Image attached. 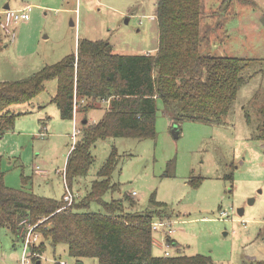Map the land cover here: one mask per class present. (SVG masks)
I'll use <instances>...</instances> for the list:
<instances>
[{
	"label": "rangeland",
	"instance_id": "1",
	"mask_svg": "<svg viewBox=\"0 0 264 264\" xmlns=\"http://www.w3.org/2000/svg\"><path fill=\"white\" fill-rule=\"evenodd\" d=\"M157 2L0 0V21L6 5L13 10L33 7L30 19L17 26L14 42L0 27V80L15 83L32 77L76 53L83 40L107 42L119 55L135 56L151 50L155 56L160 35ZM202 5V54L244 59L251 64L245 72L248 82L221 122H182L180 137L176 138L169 115L159 102L154 139L109 138L97 142L88 175L67 185L66 166L82 134L74 138V122L62 120L53 102L58 81L49 80L33 101L35 108L14 105L9 109L16 115L13 134L0 146V169L5 173L6 186L47 198L61 199L68 191L76 199L85 198L116 149L120 166L112 180L121 189L104 200L110 202L135 192L137 206L133 210L144 212L153 208L154 197L165 204L168 214L178 217L174 231L164 238L171 255H202L214 264H241L246 245L264 226V143L256 138L264 105V0H202ZM72 21L75 27H71ZM95 110L91 115L80 110L75 130H81L85 119L101 122L106 108ZM23 112L30 114L17 116ZM45 123L47 130L42 126ZM36 168L43 173L36 174ZM231 174L233 181L227 180ZM240 209H244L242 217ZM91 210L103 211L98 204ZM161 232L154 233L156 257H165L158 240ZM35 235L31 239L38 246L43 237L39 232ZM28 236L17 241L7 229L0 228V264H22ZM167 237L178 242L179 248ZM35 259L39 260H32V264H54V260L99 264L94 258H72L66 245L53 248L47 244L45 253Z\"/></svg>",
	"mask_w": 264,
	"mask_h": 264
},
{
	"label": "trees",
	"instance_id": "2",
	"mask_svg": "<svg viewBox=\"0 0 264 264\" xmlns=\"http://www.w3.org/2000/svg\"><path fill=\"white\" fill-rule=\"evenodd\" d=\"M156 16L160 35L155 56L119 55L107 42L83 40L77 53L32 77L15 83L0 80V138L14 129L16 115L9 109L31 103L44 91L46 82L54 79L59 88L53 102L63 120L74 119L76 98L92 102L87 110L93 102L110 100L103 120L84 126L66 166L67 185L88 175L97 142L154 139L159 102L179 133L180 123L185 121L221 122L248 82L245 72L250 62L202 54V0H158ZM260 114L262 123L256 138L264 142V105ZM120 158L114 149L88 195L63 211L67 205L64 196L58 200L9 188L0 169V228L7 229L17 241L25 239L30 226L35 234L41 233L40 244L30 249L36 263L39 259L35 258L50 244L53 248L66 245L69 255L78 261L94 258L99 264H214L202 255L154 256L153 224L170 221L165 204L154 197L153 208L144 212L133 210L137 203L128 195L104 200L109 193H120V184L112 180ZM1 164L2 156L0 168ZM233 176L227 180L233 181ZM93 204L103 211H92Z\"/></svg>",
	"mask_w": 264,
	"mask_h": 264
},
{
	"label": "crops",
	"instance_id": "3",
	"mask_svg": "<svg viewBox=\"0 0 264 264\" xmlns=\"http://www.w3.org/2000/svg\"><path fill=\"white\" fill-rule=\"evenodd\" d=\"M158 1V0H157ZM158 3V2H157ZM7 6V5H6ZM5 6V7H6ZM5 7H4V11H5ZM26 6H24V7H22V8H20V9H23V8H25ZM11 9V8H10ZM20 9H14V10H20ZM4 11H2L1 12V14L3 15V12ZM4 16V15H3ZM156 19H157V16H156ZM73 22V21H72ZM71 25V24H70ZM71 27H75V23H74V26H72L71 25ZM158 48H159V46H158ZM158 48H157V51H158ZM77 50H78V48H77ZM77 50H76V53H77ZM151 50H147V51H144V52H142L141 54H138V55H151V56H154L151 52H150ZM75 54V53H74ZM77 99L78 98H76V100H75V110H74V119L73 120H70L69 122H71V123H67V124H72L73 122H74V131H75V128L77 129V120H78V115H79V111L81 110V113L83 114L84 113V115H91V113L93 112V111H96L95 109L96 108H103V107H105L106 108V112H105V114L104 115H106L107 114V112L109 111V109H110V100H103V101H97V102H93L94 104H93V106H92V108L91 109H89V110H87V108H85L86 106H88L89 104H91L92 102L90 101V100H85V99H82V101L80 100V101H77ZM80 99V98H79ZM80 103H83V105H80ZM21 105H30V108H35L36 106L33 104V101L31 102V103H26V104H21ZM81 106V109H79V107ZM101 106V107H100ZM39 109H43L42 107H39ZM59 110V109H58ZM60 112V111H59ZM12 113V112H11ZM12 114H14V113H12ZM28 114H30V113H28V112H23V113H19V114H17V116H20V117H22V118H25V117H27L28 116ZM15 115V114H14ZM19 117V118H20ZM105 117V116H104ZM63 120V119H62ZM103 120V119H102ZM101 121V120H100ZM171 121V120H170ZM92 124H97V122L94 120V119H85V121L83 122V126H82V128H81V130H78V131H80V132H82L83 130H84V128H86V127H90ZM86 125V127H84ZM171 125H172V121H171ZM42 126H44V130L46 129L47 130V127H46V123L43 125L42 124ZM73 126V125H72ZM173 126V125H172ZM174 128V127H173ZM172 128V129H173ZM43 129L41 130V133L40 134H44V133H42V131H43ZM13 134L12 133V131H9V132H7V133H5V135L2 137V138H0V146H1V143L2 142H7L6 140H7V137H8V135L9 134ZM260 142H262V141H260ZM264 143V142H263ZM72 150V149H71ZM71 150L69 151V153L71 152ZM0 156H2V155H0ZM39 170V171H38ZM38 171V172H37ZM35 173L36 174H41V173H43V170H41L40 168H36V170H35ZM47 172H44V175L46 174ZM58 173V172H57ZM49 198V197H48ZM59 200V199H58ZM176 219H178V217L176 218L175 216L173 217V216H171V214L169 215V219L168 220H170V221H172L173 222V231H174V224L175 223H177V220ZM264 223V222H263ZM161 234V235H160ZM168 236V235H167ZM164 236H163V234L162 233H159V236H158V240H159V246H160V249L162 250V252H163V254H165V250L167 249L168 251H169V249H170V244L168 243H164ZM168 238V237H167ZM171 241V243H172V246L173 247H176V249H178L179 248V244H178V242H176L174 239H169L168 238V241ZM165 245H168V248L165 246ZM247 246H248V249L246 250V248H247ZM166 247V248H165ZM178 247V248H177ZM180 250V249H179ZM245 251H246V253H244V256L242 257V259H241V264H245L246 263V261H250V262H255V261H264V226L262 227V228H260V230H259V232H258V234H257V236L255 237V239L254 240H252V242L250 243V244H248V245H246V247H245Z\"/></svg>",
	"mask_w": 264,
	"mask_h": 264
},
{
	"label": "built area",
	"instance_id": "4",
	"mask_svg": "<svg viewBox=\"0 0 264 264\" xmlns=\"http://www.w3.org/2000/svg\"><path fill=\"white\" fill-rule=\"evenodd\" d=\"M32 11H33V7L31 5H28L25 8L20 9V10L8 9L3 12L4 16H3V20L0 21V27L4 31V33L9 37V40L11 42H14L17 39V26H19V24H21L22 22L28 21L30 19V14ZM79 134H80V131L75 130L74 138L78 137ZM136 195L137 194L134 192L130 196L134 198ZM76 197L77 196L74 195V193L68 191L67 195L64 197V200L67 203V205L61 211L71 206L76 200ZM29 228H30L28 231L29 236L26 242L24 243L22 264H32L30 249L32 246H35V244L32 242L31 237L32 236L35 237L36 235L34 234V228L31 226ZM163 229L164 231L161 232V230ZM153 232L154 233L161 232L163 236L166 237L167 235L173 232V222L172 221H157L153 224ZM165 246L168 248V245H165ZM165 256L166 257L172 256L171 253L167 249L165 250ZM40 264H42V262H40ZM54 264H66V263L54 260Z\"/></svg>",
	"mask_w": 264,
	"mask_h": 264
},
{
	"label": "water",
	"instance_id": "5",
	"mask_svg": "<svg viewBox=\"0 0 264 264\" xmlns=\"http://www.w3.org/2000/svg\"><path fill=\"white\" fill-rule=\"evenodd\" d=\"M8 9H10V6H9V5H7V6L5 7V10H8ZM262 22H263V24H264V18L262 19ZM71 25L74 26V22H71ZM173 134H174V136H175L176 138H179V137H180V133H179V131H178V127H177V126L173 128ZM253 203H254V200L250 201V204H253ZM243 214H244V209H240V210H239V215L242 217ZM38 264H40V262H39Z\"/></svg>",
	"mask_w": 264,
	"mask_h": 264
},
{
	"label": "bare ground",
	"instance_id": "6",
	"mask_svg": "<svg viewBox=\"0 0 264 264\" xmlns=\"http://www.w3.org/2000/svg\"><path fill=\"white\" fill-rule=\"evenodd\" d=\"M170 239V238H169ZM170 241V240H169Z\"/></svg>",
	"mask_w": 264,
	"mask_h": 264
}]
</instances>
